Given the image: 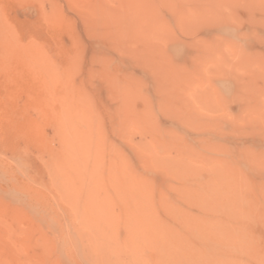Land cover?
<instances>
[{"label":"rangeland","instance_id":"rangeland-1","mask_svg":"<svg viewBox=\"0 0 264 264\" xmlns=\"http://www.w3.org/2000/svg\"><path fill=\"white\" fill-rule=\"evenodd\" d=\"M0 264H264V0H0Z\"/></svg>","mask_w":264,"mask_h":264},{"label":"bare ground","instance_id":"bare-ground-1","mask_svg":"<svg viewBox=\"0 0 264 264\" xmlns=\"http://www.w3.org/2000/svg\"><path fill=\"white\" fill-rule=\"evenodd\" d=\"M1 14H2V13H1ZM51 17H52V16H51ZM46 18H47V17H46ZM46 18H45V19H46ZM52 18H53V17H52ZM51 22H52V21H51ZM46 23H47V22H46ZM37 49H38V48H37ZM31 50H32V49H31ZM34 50H35V49H34ZM32 51H33V50H32ZM30 53H31V52H30ZM36 53H37V51H35V54H33V53H31V54H33V56H35V55H40V54H41V52H40V54H39V52H38V54H36ZM41 55H42V54H41ZM23 56H24V55H23ZM28 56H29V55H28ZM30 56L33 57L32 55H30ZM30 56H29V57H30ZM37 57H39V56H37ZM37 57H36V58H37ZM44 57H46V56H44ZM44 59H45V58H44ZM33 60H34V59H33ZM41 60H43V59H41ZM48 60H49V59H48ZM35 61H36V60H35ZM43 62H44V64L48 63V62L45 61V60H44ZM45 62H46V63H45ZM41 63H42V62H41ZM41 63H40V64H41ZM51 63H52V62H51ZM51 63H50V64H51ZM28 64H29V63H28ZM42 64H43V63H42ZM46 65H48V64H46ZM29 66H30V65H29ZM37 67H38V66H37ZM41 68H43V67H41ZM45 69H47V68H45ZM37 70H38V69H37ZM40 71H41V70H40ZM45 71L47 72V70H45ZM32 72H33V71H32ZM42 72H43V69H42ZM46 72H45V73H46ZM53 72H54V71H53ZM30 74H31V73H30ZM43 74H44V73H43ZM47 75H48V73H47ZM44 76H45V75H44ZM45 77H46V76H45ZM47 83H48V81H47ZM44 91H45V90H44ZM45 92H47V91H45ZM44 96H46V95H44ZM66 132H67V131H66Z\"/></svg>","mask_w":264,"mask_h":264}]
</instances>
